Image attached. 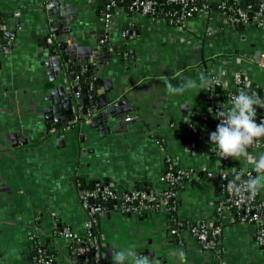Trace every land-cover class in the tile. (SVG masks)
<instances>
[{"label": "crops", "instance_id": "obj_1", "mask_svg": "<svg viewBox=\"0 0 264 264\" xmlns=\"http://www.w3.org/2000/svg\"><path fill=\"white\" fill-rule=\"evenodd\" d=\"M65 2L70 11L65 9L61 20H72V36L87 46L107 42L110 58L104 71L97 65L98 73L118 99H126V112L110 131L89 121L93 113L70 127L72 118L67 121L61 110L55 109L51 90L57 80L45 65L50 39L61 38V34L55 35L56 28L49 26L43 9L51 3L0 0V11L9 15L2 17L7 21L5 31H15L0 38V264H30V237L37 233L48 239L52 217L77 233L83 231L79 177L85 184L105 179L126 188L146 182L150 191L158 192L164 187L160 177L168 159L177 168L211 170L213 175L199 172L178 190L176 219L189 223L214 216L220 198L219 169L255 173L244 159L220 158L209 134L220 123L215 115L218 109L223 110L229 101L223 95V84L231 83L236 73H245L264 99V66L259 64L258 54L264 53L261 28L196 17L189 21L190 29L178 31L157 18L127 13L120 5L104 26L102 12H97L99 6L104 9L100 0ZM131 21L138 35L125 40L121 32ZM207 27L216 31L208 35ZM195 47H201L197 59ZM201 72L208 78L216 75L222 83L221 93L197 87L180 95L167 94L166 79L173 85L187 78L199 82ZM213 96L223 99L214 105ZM248 151L253 157L264 153L252 147ZM259 195L264 199V189ZM115 213L111 200L98 207L99 230L105 248H109L107 264H113V248L148 256L153 251L157 264H264V241L256 240L250 224L229 217L224 220V252L219 259L200 253L197 241L189 235L180 243L169 233L168 217L161 211L148 217L123 214L134 222L117 218ZM52 241L64 250V240Z\"/></svg>", "mask_w": 264, "mask_h": 264}, {"label": "built area", "instance_id": "obj_2", "mask_svg": "<svg viewBox=\"0 0 264 264\" xmlns=\"http://www.w3.org/2000/svg\"><path fill=\"white\" fill-rule=\"evenodd\" d=\"M103 1L104 9L101 14V21L104 26H107L111 19L112 11L119 5L116 4L115 0ZM167 1L180 6V9L170 12L167 19L164 16L152 15L157 0H130L128 9L130 12H138L141 16L148 19L154 20L157 18L178 31L190 29L189 21L196 17L232 26L248 23L254 29L261 28V34L264 38V0H204V2H213V10L205 3L197 8L193 4L194 0ZM46 6L49 7L50 4ZM40 7H43L42 3H40ZM126 25L129 27L123 28L121 32L122 37L125 40L136 38L138 35L137 29H130V26L134 25L133 22H128ZM6 29L7 24L4 23L3 18H0V38ZM215 31V28L207 27L206 33L212 35ZM258 54L259 64L264 66V63L261 61V59H264V53ZM209 79L218 80L216 75L213 74L210 75ZM225 82L223 84V95L228 100H230L232 95L237 94L236 90L247 89L253 85L245 73H236L231 83ZM81 117L80 113L75 114L74 120L71 121L69 126L78 125ZM126 120H131V118L126 117ZM262 120H264V113L257 112L256 122L259 124ZM69 126H67L68 129L70 128ZM51 132H53V129H51ZM262 140L253 145L252 149L264 151V142ZM166 163V167L160 177L161 182L164 183V187L158 192L132 187L126 188L112 180H107L104 183L98 181L90 187L84 188H81L80 183L77 182V186L79 187L77 194L78 208L83 219V231L77 233L70 225L61 223L58 219L52 217L49 237L51 242L49 245L53 247V250L60 253V257L57 258L48 253L44 243L46 239L35 233V235H31L30 237L33 244V255L30 264H107L103 257L106 243L99 230L100 218L98 207L100 205L97 206L95 201L100 200L102 203L105 200H111L114 202L116 211L127 215L148 217L158 211L166 214L167 210L175 209L178 192L173 188L182 184L188 178L199 175L200 172L194 169L177 168L170 159ZM250 171V169L237 168L234 170L228 168L219 169L217 171V178L220 198L215 205L214 216L210 220L189 222L185 226L182 222H178L176 226L169 228V233L180 243L183 241L185 235L191 236L197 241L200 253L213 255L220 259L224 252L222 241L224 220L229 217L233 221L254 226L256 240L259 243H263L264 199L259 195V192L255 195L247 191L235 194L230 193L224 187L227 181L233 179L235 172H243L245 177H242V179H247L249 174H251ZM201 172L207 176L213 175L211 170L203 169ZM223 177H226V179ZM52 238L64 240V250L60 251L57 249L54 246Z\"/></svg>", "mask_w": 264, "mask_h": 264}, {"label": "water", "instance_id": "obj_3", "mask_svg": "<svg viewBox=\"0 0 264 264\" xmlns=\"http://www.w3.org/2000/svg\"><path fill=\"white\" fill-rule=\"evenodd\" d=\"M42 1L51 3L48 8L44 7L43 9L49 16V26L56 28L55 35L61 34L60 39H50L48 58L45 61L48 73L52 72L54 76L52 79L57 80V85L51 90V93L54 94L55 109L59 108L67 121L71 118L73 121L76 112L80 113L83 118L93 113L89 121H96L99 123L100 129L110 131L111 126L114 124L117 127L120 117L125 115L126 109L123 105L126 103V99H118V96L113 94L112 87L105 84V79L101 78L98 73L97 65H100V70L104 71L107 59L110 58V54H107V42H97L95 47L83 44L80 38L71 35L74 30L72 20H61V16H65V9L68 8L65 0ZM100 1V4H104L103 0ZM67 13L70 14L68 11ZM0 15L9 17L8 14L1 11ZM4 23L7 24V21ZM238 26L242 27L243 24L240 23ZM14 33L13 30L4 31L2 36L7 38ZM3 37L2 45L6 44ZM200 51L201 47L194 48V52H198V56H195L196 59L199 58ZM97 57L100 59L95 61ZM218 82L219 85L213 86L215 93H221L222 83ZM222 99V96H213L211 100L214 105H217L218 100ZM218 111H221V108ZM64 124L66 125L67 122ZM56 136H59V132L56 133ZM262 141L264 142V139ZM112 203L114 202L112 201ZM108 251L109 248L106 247L103 253L104 259L109 256ZM148 254L153 256L154 252L150 251Z\"/></svg>", "mask_w": 264, "mask_h": 264}, {"label": "clouds", "instance_id": "obj_4", "mask_svg": "<svg viewBox=\"0 0 264 264\" xmlns=\"http://www.w3.org/2000/svg\"><path fill=\"white\" fill-rule=\"evenodd\" d=\"M219 85L217 80L209 79L203 72L199 73V82L191 78L185 79L180 85H173L165 80L166 91L169 96L183 94L188 89L199 88L209 90ZM264 108V99L258 93H249L244 89L232 95L223 110L215 115L220 123L216 130L210 133L209 139L217 149L220 158L229 157L245 161L253 165L255 176L249 174L242 179V173L235 172L233 179L227 181L224 187L230 193L240 194L247 191L252 195L264 189V153L258 157L249 154L248 149L264 138V120L256 122L257 108ZM226 179V177H223ZM113 264H157L153 256L140 255L135 250L111 249ZM183 256V254H181Z\"/></svg>", "mask_w": 264, "mask_h": 264}, {"label": "trees", "instance_id": "obj_5", "mask_svg": "<svg viewBox=\"0 0 264 264\" xmlns=\"http://www.w3.org/2000/svg\"><path fill=\"white\" fill-rule=\"evenodd\" d=\"M115 1H116V4L122 6V7L126 10L127 13H131V12L129 11V9H128V8H129V5H130V0H115ZM204 3L207 4L208 7H209L211 10L214 9L213 2H209V1L204 2V0H194V3H193V4H194L197 8H199V7L202 6ZM179 7H180L179 5H177V4H175V3H169L167 0H157V4H156L155 7H154V12L152 13V15H153V16H164V18L167 19V18L169 17V15H170V12H173L174 10L180 9ZM186 8H188V7H186ZM97 12L101 13V12H103V9L99 6V7L97 8ZM165 14H168V15H165ZM166 16H167V17H166ZM0 18H2L1 15H0ZM125 27H129V26H128V25H125ZM131 28H135V29H137L135 25L130 26V29H131ZM239 90H241V89H239ZM239 90H236V92L238 93ZM244 90H246V91L249 92V93H253V92H255V93H258V94L260 95L259 88H258V87H255V85H251L249 88L244 89ZM257 112H259V113H264V109H260V110H259V109L257 108ZM166 164H167V163H165V167H166ZM165 167H164V169H165ZM241 173H242V177H245V176H244V173H243V172H241ZM250 173H251V175H253V176L256 175V173H254L253 171H250ZM79 178H80V179H78L79 181H77V182L80 183V187H81V188H82V187L84 188V187H90V186H91L90 183L85 184V183H83L81 177H79ZM106 181H107V180L103 179V180H100L99 182H103V183H104V182H106ZM97 182H98V181H97ZM180 186H181V184L175 186L173 189L176 190V191L178 192V190L180 189ZM132 188L144 189V190L150 191V190H149V184H147L146 182H140V181H138V182H136V183L134 184V186H133ZM177 202H178V198H177V201H176V204H175V208L177 207ZM95 204H96L97 206H99V205L101 204V201H100V200H96V201H95ZM169 205H170V203H169ZM166 216L168 217V221H167L168 224H169V227H168V228L173 227V226H176L178 222H182L184 226H185V224H187V222L180 221V220L176 219L175 209L167 210V212H166ZM139 217H144V216H139ZM50 242H51V240H50L49 238L46 239L45 242H44V243H45V248H46L47 252H48V253H51V254L54 255L55 257L59 258V257H60V253H59L58 251L52 249L53 247H51V246L49 245ZM32 255H33V244H31V249H30L29 254H28V256H27V259L29 260V262H31ZM55 259H56V258H55Z\"/></svg>", "mask_w": 264, "mask_h": 264}, {"label": "rangeland", "instance_id": "obj_6", "mask_svg": "<svg viewBox=\"0 0 264 264\" xmlns=\"http://www.w3.org/2000/svg\"><path fill=\"white\" fill-rule=\"evenodd\" d=\"M115 216L117 217V218H127L128 220H130V221H133L134 222V220H132V217L131 218H128L127 216H125V215H123L122 213H120V212H118V211H116V213H115ZM104 221H106V218H102ZM123 222V220L122 221H119V223L121 224ZM127 222V221H126Z\"/></svg>", "mask_w": 264, "mask_h": 264}, {"label": "flooded vegetation", "instance_id": "obj_7", "mask_svg": "<svg viewBox=\"0 0 264 264\" xmlns=\"http://www.w3.org/2000/svg\"><path fill=\"white\" fill-rule=\"evenodd\" d=\"M107 246V245H106ZM155 257V256H154Z\"/></svg>", "mask_w": 264, "mask_h": 264}]
</instances>
